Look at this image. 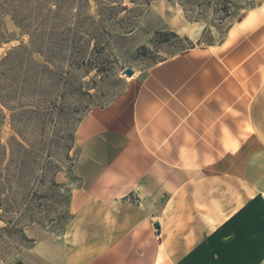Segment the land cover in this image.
I'll return each instance as SVG.
<instances>
[{"label": "crops", "instance_id": "crops-1", "mask_svg": "<svg viewBox=\"0 0 264 264\" xmlns=\"http://www.w3.org/2000/svg\"><path fill=\"white\" fill-rule=\"evenodd\" d=\"M182 19L154 1L127 52ZM77 141L70 225L25 229L23 264H264V0L136 73Z\"/></svg>", "mask_w": 264, "mask_h": 264}, {"label": "rangeland", "instance_id": "rangeland-1", "mask_svg": "<svg viewBox=\"0 0 264 264\" xmlns=\"http://www.w3.org/2000/svg\"><path fill=\"white\" fill-rule=\"evenodd\" d=\"M111 1L117 7L133 8L130 14L134 18L141 11L145 14L149 6L159 0H152L149 5L144 4L145 0ZM164 1L183 11L182 27L179 32L168 30L176 36L166 40L159 37L152 42L148 40L145 49L127 52L133 46L132 40L126 39L129 33L115 32L111 35L113 50L98 49L94 55H86L80 52L83 44L79 42L75 58L54 54L50 64L52 72L39 71L31 59L45 60L35 53L25 61L26 75L19 67L17 56V83L12 87L9 85L16 78L13 63L0 66L3 72L0 79H4L0 83L9 89L4 90L9 98H6L7 105H2L5 117L0 121V139L4 144L12 137L17 139V145H12V161L10 148L4 161L0 156V183L3 181L4 186L3 194L0 193L3 200L0 264L17 263L21 253L32 245L23 238L28 227L39 226L59 234L68 229L71 192L79 184L74 176L79 154L77 131L88 113L118 99L139 71L185 49L220 42L232 24L260 2ZM89 3L91 11L95 12L96 0H89ZM123 15L125 12H121L120 17ZM3 26L6 32L0 44V60L15 47L30 45V36L16 27L9 17L3 20ZM127 67L134 70L130 77L124 73Z\"/></svg>", "mask_w": 264, "mask_h": 264}, {"label": "trees", "instance_id": "trees-1", "mask_svg": "<svg viewBox=\"0 0 264 264\" xmlns=\"http://www.w3.org/2000/svg\"><path fill=\"white\" fill-rule=\"evenodd\" d=\"M151 1L145 0L144 4L149 5ZM96 2V11L92 12L89 0H0V44L4 42L5 38L6 31L3 20L6 17H9L16 27L30 36V45L15 47L0 60V66L12 62L16 70L15 81L13 80V84L9 87L17 83V56L19 67L24 75H26L25 61L35 53L41 55L45 60L40 62L31 59V62L38 66L39 71L46 69L52 72L54 70L50 68V64L54 54L58 57L75 58L79 42L83 44L80 52L86 53V55H94L98 49L113 50L111 35L115 32H133L144 15V11H141L133 18L130 14L133 12V8L117 7L111 0H96ZM121 12H125L122 17H120ZM170 36L176 35L168 30L156 31L149 41L152 42L155 37L166 40ZM145 48V45H142L137 51ZM2 74L3 72L0 71V75ZM0 82H4V79H0ZM4 90L9 89L0 83V121L5 117L2 105L6 106V98H9L4 94ZM14 144L17 145L16 137H12L6 144L2 143L0 139L1 161L5 160L8 148L11 151L10 161H12L14 156L12 145ZM3 178L5 179V177ZM75 178L78 179L77 176ZM2 184L3 181L0 183V193L3 194L4 186ZM2 201L0 197V209ZM23 238L33 243V240L28 239L25 234H23ZM17 264L23 263L18 261Z\"/></svg>", "mask_w": 264, "mask_h": 264}, {"label": "water", "instance_id": "water-1", "mask_svg": "<svg viewBox=\"0 0 264 264\" xmlns=\"http://www.w3.org/2000/svg\"><path fill=\"white\" fill-rule=\"evenodd\" d=\"M124 73L130 77L134 74V70L131 67H127V68H125ZM155 227L159 228L158 222L155 223Z\"/></svg>", "mask_w": 264, "mask_h": 264}]
</instances>
